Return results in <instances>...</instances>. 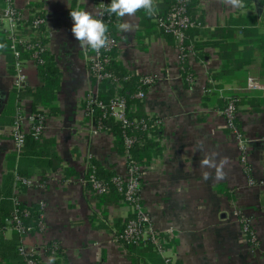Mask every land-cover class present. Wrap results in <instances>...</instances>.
I'll list each match as a JSON object with an SVG mask.
<instances>
[{
	"label": "crops",
	"instance_id": "0c3cea01",
	"mask_svg": "<svg viewBox=\"0 0 264 264\" xmlns=\"http://www.w3.org/2000/svg\"><path fill=\"white\" fill-rule=\"evenodd\" d=\"M197 1L196 9L206 24L202 32L207 36L197 42L202 49L193 51L187 61L193 87L182 76L177 45L161 33L155 15L152 21L139 12L118 20L128 19L134 27L130 32L116 28V62L129 75L156 77L144 110L162 122V153L145 166L141 202L152 226L165 239V249L162 254L140 250L128 254L115 241L116 223L124 225L131 219L132 208L110 196H95L83 182L93 162L115 175H124L127 168V157L118 153L115 137L97 130L84 111L93 88L86 58L91 50L81 48L72 34L70 11L86 10L97 17L99 0H15L26 19L39 14L45 18L34 40L53 57L60 79L47 106H35L33 95L41 87L36 62L26 53L16 60L12 53L8 57L0 52V191L5 177L13 172L14 200L45 204L46 229L20 240L18 251L23 259L35 254L42 264L49 257L54 264H264V253L248 247L239 218L233 214L235 209L246 213L264 243L262 53L254 48L253 57L247 58L243 27L227 25L242 16L247 0H242L240 8H231L222 0ZM4 8L0 0V33L9 39L10 27L1 22ZM155 14H160L157 7ZM220 28L232 31L231 37L215 38ZM230 45L237 50L229 51ZM247 60L252 62L247 65ZM18 70L25 76L20 92L15 88ZM13 94L14 117H10L5 111ZM225 97L239 99L237 123L259 183L255 187L248 185L237 143L222 129ZM40 107L48 111L44 135L26 153L18 152L13 136L16 116L32 114ZM25 128L30 135L29 125ZM213 154L217 163L227 158L222 179H215V169L201 168L205 155ZM205 171L211 173L209 179H204ZM17 178L32 184L26 186ZM13 234L6 231L3 237L9 241ZM0 264L12 263L0 259Z\"/></svg>",
	"mask_w": 264,
	"mask_h": 264
},
{
	"label": "built area",
	"instance_id": "2783aa9c",
	"mask_svg": "<svg viewBox=\"0 0 264 264\" xmlns=\"http://www.w3.org/2000/svg\"><path fill=\"white\" fill-rule=\"evenodd\" d=\"M5 8L3 10V16L1 18L2 23H6L10 27L9 41L11 43V51L13 52L16 60L21 58V48L26 51H32L33 59L39 58V55L44 48L40 46L39 42L34 40L35 34L45 25L44 17H34L28 20L24 17L23 12L19 10L15 4V0H3ZM111 3V0H99V10L97 17L103 19L105 24L111 21H117L119 18L115 14H108L106 11L103 16H100V12L103 11L107 5ZM158 5V0H154L155 9ZM158 28L165 34L175 38L177 42V48L179 50V59L181 64L188 61L190 55L193 54L194 48L192 45H186V32L191 29L202 30L206 27L201 19V15L194 18L187 11V7L183 0H176L171 6L166 16H160L154 14ZM23 31H21V29ZM27 31L26 33L24 32ZM109 37V43L106 48L100 50L99 54H96L92 50L86 55L87 58V71L88 77L91 80L93 88L89 91L85 100V114L88 118H91L95 123V113L101 112L104 118H112L115 121L121 122L123 128L133 127L143 131L149 130V121H129L127 118L128 104L124 96H122L121 90L123 88L122 82L111 70L112 52L117 49L118 41L110 33H107ZM18 68L20 65L18 64ZM114 81L116 83L115 93L109 100L104 101L100 99V93L102 85L106 81ZM130 77L125 81H129ZM187 82L192 79L187 78ZM25 76L18 70V76L15 80V88L18 92L24 88ZM141 88L136 93V98L144 102L147 92L155 86L157 79L155 76H143L140 77ZM226 105L222 114L226 120L225 126L222 129L228 130L237 139L239 150L242 151L241 164L244 172L247 175L250 185H256L257 181L253 178L252 167L248 162V149L245 136H243L241 130L237 124L238 118V103L239 99L236 97H225ZM48 111L43 107H40L36 112L32 114L24 115L18 113L14 124V141L18 152H21L25 145L26 136V124L29 125V134L38 141H40L44 135L46 128V119ZM151 128L160 129L162 122L160 119L152 120ZM97 130L104 131L102 124L95 123ZM137 139L132 136H125V144L128 148L135 144ZM124 175H116L112 180H106L97 176L96 168L91 165L89 172L84 179V183L90 187L92 193L97 197H104L110 194L111 186H115L118 193L123 197V203L129 205L133 210L134 218L130 219L121 235L115 236L117 243L126 242L133 245H140L141 243H150L154 245L159 253H163L165 249V239L160 237L155 228L151 224L149 214L146 212L141 202V189L142 180L145 174V166L135 163L134 161L128 162ZM18 182L26 186L32 184L31 180H25L17 178ZM40 221L38 228L40 232H44L46 229L45 224V204L40 203ZM30 217L29 210L20 211L19 202L14 200V211L12 215L6 219L3 231H9L11 233L18 234L21 240L31 236L34 233V227L24 223L25 218ZM247 231V229H246ZM246 235L250 237V242L254 243L255 236L248 231ZM121 244V243H120ZM57 247L53 248V253L56 254ZM26 264H42L41 259L35 254H31L25 257Z\"/></svg>",
	"mask_w": 264,
	"mask_h": 264
},
{
	"label": "trees",
	"instance_id": "16d2710c",
	"mask_svg": "<svg viewBox=\"0 0 264 264\" xmlns=\"http://www.w3.org/2000/svg\"><path fill=\"white\" fill-rule=\"evenodd\" d=\"M160 1L162 3L157 6V8L160 11L159 15L166 16L171 6L176 2V0H160ZM183 2L185 3L189 14L192 15L194 18H196L199 15L196 9L198 5V1L183 0ZM247 2L254 4V6L256 7L255 8L256 15L247 17L250 19H245V18L231 19V21H229L227 25L243 27L242 31L245 39V44L248 45L247 48L244 50L247 55V58L253 57L255 50L254 48L259 49V51H261L262 53V65L264 67V31L256 27L257 25H259L258 24L259 20L264 22V0H247ZM257 7L263 10L262 14H260L261 11H259ZM138 12L147 21H152L154 19L153 15L148 16L143 9H141ZM36 17H43V16L39 14ZM201 18H203L202 15ZM117 23L118 22L114 20L106 24L108 27L107 33H110V35H112L115 39H117L116 36ZM161 33L167 38L170 44L177 45V42L174 37L165 34L163 31H161ZM230 33H232V31H225V29L220 28L214 33V37L216 38L217 36L218 37L221 36V38L227 40L228 38L231 37ZM206 36L207 35L204 34L202 31H200L199 29H191L186 32L185 43L186 45H192L194 51L197 53L202 49L200 43L198 44L197 42L203 40V38ZM38 42L40 46L44 48L43 44L40 41ZM0 44L6 45L5 48L0 49V52H4L6 55H8V57H10V54L11 53L13 54L10 48L11 43L3 33H0ZM234 48L235 50H237L236 47H232L230 45L229 51L234 50ZM20 50L23 56L26 55V57L33 59L32 51H26L24 48H21ZM111 56H112V62L110 68L114 72V74L118 77V79L122 82L123 88L120 94L124 96L127 100V104H128L127 118L129 119V121H141V120L149 121L150 117H148L145 114L144 102L136 98V93L140 89H142L140 83V77L129 75L127 72H125L123 67L116 62L117 49H115L112 52ZM34 61L36 62L38 76L41 80V87H39L36 90V93L33 95L35 100V106L38 105L39 103L47 106L48 97L50 96L52 99V95L54 94L55 89L59 85V80H60L59 69L56 67V64L53 61V57L50 56L45 51V49L40 53L39 58L35 59ZM250 61L251 60L246 61L247 65L252 62ZM182 68H183L182 76L184 79H187L188 77H190V75L191 77L193 76L191 74L192 72L189 69L188 62L183 63ZM128 77H130V80L125 81V79ZM115 88H116V83L114 81L109 80L104 82L100 93V99L104 101L109 100L110 97L114 95ZM14 103H15V97L13 94L11 97V102L7 107V111H5L6 116L14 117ZM95 119H96L95 120L96 124L98 123L102 124L104 127V131L112 134L115 137V146L118 153L122 154L123 156H126L127 158L129 157L128 162L134 161L135 163L141 164L142 166H148V164L151 162L153 157L161 155L162 149H161L160 139L162 137V128L160 129L151 128L153 124L152 120H156L155 118L150 119L151 121H149V130L147 131L135 129L133 127L123 128L121 122L115 121L112 118H104L102 113L99 111L95 113ZM125 136L135 137L137 141L135 142L134 145L128 148L125 144ZM38 142L39 141L34 139L31 134L27 135L24 148L22 149L21 152L26 153L25 150L26 149L28 150V147L35 146L38 144ZM92 165L96 168L97 176H99L100 178H104L110 181L114 176H116L114 173L104 171L96 162H93ZM21 177L24 178V176ZM14 180H15V176L12 172L5 177L3 188L0 191V259H7L12 264H26L25 259L21 257L18 251L19 243L21 240L20 236L14 233L12 239L9 241L5 240L3 237V232H4L3 229L6 219H8L14 211V205H13ZM107 196H110L111 200L115 202H120V201L123 202V197L118 193L115 186L113 185L111 186L110 194ZM107 196L104 197L107 198ZM19 209L20 211L26 209L29 210L30 217L27 219L25 218L24 223L34 227V233L40 232L38 228L40 215H41L40 206L38 204H27V203L19 202ZM132 218H134V216H132ZM127 222L124 223V225L122 224L121 221H118L116 223L118 229V235H121L123 233ZM120 243L124 245L128 254L130 253L138 254L137 253L138 250L143 251L145 253L152 251L158 252L157 248L150 243L143 242L138 246L122 241Z\"/></svg>",
	"mask_w": 264,
	"mask_h": 264
},
{
	"label": "clouds",
	"instance_id": "9594fccd",
	"mask_svg": "<svg viewBox=\"0 0 264 264\" xmlns=\"http://www.w3.org/2000/svg\"><path fill=\"white\" fill-rule=\"evenodd\" d=\"M231 8L243 7L242 0H222ZM143 9L148 16L155 14L154 0H111V3L100 12V16H103L106 11L108 14H115L118 18L134 17L135 14ZM70 16L73 21L72 34L79 42L81 48L90 49L96 54L100 53V50L106 48L109 43V37L107 35L108 27L103 22V19L96 18L92 12L86 10H72ZM134 25L130 20L125 19L124 22L118 23L117 28L121 32H130L133 30ZM5 44H0V49L5 48ZM194 151L196 149H193ZM214 155L205 157L201 160V168L215 169V179L223 178L222 169L227 164V158H224L217 163L214 159ZM204 179H209L211 173L205 171L202 173ZM46 264H54L52 257H49Z\"/></svg>",
	"mask_w": 264,
	"mask_h": 264
},
{
	"label": "rangeland",
	"instance_id": "374dc122",
	"mask_svg": "<svg viewBox=\"0 0 264 264\" xmlns=\"http://www.w3.org/2000/svg\"><path fill=\"white\" fill-rule=\"evenodd\" d=\"M250 6V7H249ZM256 7L254 6V4H251V3H248V2H245V5H244V11L242 13V16H240L241 19L245 18V19H250V18H247V17H250V16H255L256 15ZM258 8V7H257ZM260 12V14L263 13V10L258 8ZM250 13V14H249ZM203 23L205 24V18H201ZM259 25H257L256 27H258L260 30H263L264 31V22L263 21H260L258 22ZM206 25V24H205ZM206 28H203L202 30H205ZM200 30V31H202ZM187 62V61H186ZM192 74V73H191ZM193 75V74H192ZM190 79H192V81H189V83L191 84V86L193 87V76L191 77H188ZM188 85V84H187ZM239 127V126H238ZM240 129V128H239ZM242 132V131H240ZM232 135V137L234 138L235 142L237 143V139L235 138V136L230 133ZM243 134V132H242ZM244 136V134H243ZM237 147H238V143H237ZM247 149H248V146H247ZM238 150H239V147H238ZM239 153H240V159H239V162L241 164V156H242V151L239 150ZM248 159H249V150H248ZM250 166L252 167L251 165V162L250 160H248ZM242 166V164H241ZM243 168V166H242ZM244 170V169H243ZM245 173V172H244ZM252 173H253V167H252ZM246 175V174H245ZM247 177V175H246ZM254 178V177H253ZM255 179V178H254ZM256 180V179H255ZM257 181V180H256ZM247 182H248V185L250 187H255L256 185H258V181H257V184L256 185H250L249 184V181H248V178H247ZM233 214H236L237 217L239 218L238 221H239V224H240V233H242L245 241H246V244L248 245V247L250 249H252V251L256 250L258 251V253H264V243L263 241H261V237L260 235L258 234L259 233V230L256 228V226L254 224H252L251 220L249 219V216L244 213L243 211H241L240 209H235L233 211ZM246 229L247 231L250 233V234H253L255 236V242L254 243H251L250 242V237L248 235H246Z\"/></svg>",
	"mask_w": 264,
	"mask_h": 264
}]
</instances>
